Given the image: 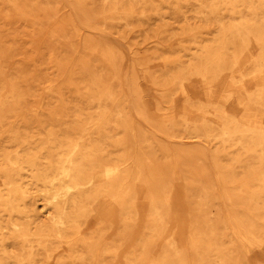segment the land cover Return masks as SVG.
<instances>
[{"label":"bare ground","instance_id":"obj_1","mask_svg":"<svg viewBox=\"0 0 264 264\" xmlns=\"http://www.w3.org/2000/svg\"><path fill=\"white\" fill-rule=\"evenodd\" d=\"M71 1L75 20L91 28L98 17L124 21L137 10L142 18L161 14L155 0H101L107 6L101 13L93 7L96 0ZM158 1L175 3L178 13L199 4L213 33L201 46L202 28L190 31L199 49L191 55L190 75L206 85L199 104L183 108L179 121L165 111L159 131L171 140L183 132L213 144V166L225 192L242 175L238 185L249 191L233 204L245 208L247 215L236 224L252 242L253 230L264 231V216L258 214L264 211V0ZM55 2L54 8L53 0H0L9 8L0 12L2 24L29 21L38 26L36 33L59 42L54 55L41 56L64 79L56 87L29 68L12 67L27 51L0 33V264H189L177 234L167 233L166 220L173 213L171 191L181 178L190 197L205 207L210 201L214 185L207 179L205 154L135 130L127 100L86 58L85 53L98 52L113 67L103 41L84 38L71 62L79 24L63 18L50 32L44 28L59 11ZM246 75L251 90L237 82ZM180 79L178 70L161 85ZM135 101L140 109V97ZM214 216L213 223L205 219L193 229L188 247L198 254V264H234L221 240L232 226L217 210ZM86 224L95 231L87 233Z\"/></svg>","mask_w":264,"mask_h":264},{"label":"rangeland","instance_id":"obj_2","mask_svg":"<svg viewBox=\"0 0 264 264\" xmlns=\"http://www.w3.org/2000/svg\"><path fill=\"white\" fill-rule=\"evenodd\" d=\"M55 1L53 0L54 8L56 6ZM59 2L58 13L55 14L54 9H52L50 21L44 23V28L49 32L63 18L75 20L76 10L72 1L59 0ZM86 4H88L87 7L91 6L89 1ZM153 5L161 8V14L151 13L148 18L147 16L142 18L139 15L140 11L137 10V14L124 21L119 20L117 16L105 21L98 17L94 28L83 24L82 26L81 23L75 20L79 24L80 30V35L76 39L79 47L72 54L71 62H74L80 55V47L84 38L91 37L102 40L104 45L102 44L101 47L112 53L114 66L109 67L105 64L98 52L91 53V55L87 52L85 53L86 58L97 67V71L102 76L111 79V87L127 100V107L135 130L144 133L146 138L155 139L162 144L179 145L181 142L184 147L193 151L202 150L203 155L205 154L202 159L211 171L207 175V179L214 185V189L209 191L207 197L210 201L205 207L197 198L190 197L184 186L185 180L181 178L176 181L171 191L173 213L171 219L166 220L168 221L167 233L175 232L177 234L180 250L189 264L199 263L198 254L188 247L193 229L202 226L205 219L213 223L212 219L215 218L214 213L216 210L224 218L226 217L232 226V228L226 230V234L221 240L224 243V248L230 253L229 256L234 264H264V231L253 230L255 238H249L252 242H247L243 239L246 235L245 231L236 224L237 220L244 217L246 210L234 205L233 200L237 197L246 196L249 191V189L246 190L245 187H239L238 185L242 175H236L238 182L229 185V189H226L225 192L224 185L219 175L215 173L213 166L211 151L213 144H207L197 138L187 137L183 132L179 133V137L171 140L159 131L162 126L161 114L169 111L174 119L179 121L183 116L182 109L199 104L201 96L205 92V83L190 75V63L194 62L191 55H196L199 50L193 46L190 33L193 28H202L200 35H197L199 36L198 40L199 38L200 41L203 40L201 46L208 45L210 42L206 39L213 36V33L208 31L211 20L208 18L206 11L201 14V7L196 3L188 4L180 13L175 11V3L161 5L160 1L155 0ZM93 7H95L97 13H101L107 6L103 1L96 0ZM8 9V7L0 5V12H6ZM37 27L29 21L5 24L0 21V33L5 36L8 43L27 51L26 54L22 53L16 57L12 67L29 68L42 78L41 81L45 79L47 83L53 82L56 87H59L64 82L63 77L61 78L57 74L51 63H43L42 61L45 55H54V49L59 42L55 38L49 37V34L36 33L35 29ZM250 52L255 54L252 49ZM166 60L168 62H165ZM178 70H181L180 80H177L175 84L169 83L165 87L161 85L169 75L174 76ZM248 77L249 75H246L241 80L238 78L237 82L251 90L252 85L251 81H247ZM180 84L183 85L185 93L182 92ZM133 89H136V94ZM139 97L143 109H136L135 100H138ZM186 97L189 99L186 100ZM65 100L72 105V97L68 92L65 95ZM232 112L237 114L235 109ZM1 145L0 140V147ZM185 176L190 178L191 175L187 174ZM250 188L254 189L255 187L251 186ZM228 196L231 197V200L227 199ZM252 208V206L249 207V209ZM258 214L264 216V211H258ZM138 218L139 221L144 219L141 211ZM256 225L263 227L258 222ZM88 226L86 224L84 228H88ZM89 227L87 233L96 229L95 226ZM232 229L237 231V236L232 232ZM114 232V229L108 232L109 238L113 237Z\"/></svg>","mask_w":264,"mask_h":264}]
</instances>
